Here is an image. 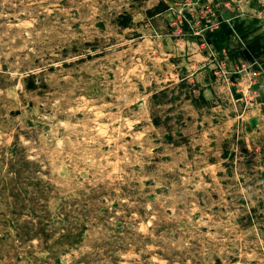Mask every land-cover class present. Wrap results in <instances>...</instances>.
<instances>
[{
    "label": "rangeland",
    "instance_id": "1",
    "mask_svg": "<svg viewBox=\"0 0 264 264\" xmlns=\"http://www.w3.org/2000/svg\"><path fill=\"white\" fill-rule=\"evenodd\" d=\"M244 1L0 0V264H264Z\"/></svg>",
    "mask_w": 264,
    "mask_h": 264
},
{
    "label": "crops",
    "instance_id": "2",
    "mask_svg": "<svg viewBox=\"0 0 264 264\" xmlns=\"http://www.w3.org/2000/svg\"><path fill=\"white\" fill-rule=\"evenodd\" d=\"M220 15V14H219ZM219 26L204 33L214 52H223L231 69L244 67L257 71L256 93L264 91V3L257 0L244 1L234 15H220ZM204 36V37H205ZM199 39H197L198 41ZM212 66L202 65L196 80L202 86L212 83Z\"/></svg>",
    "mask_w": 264,
    "mask_h": 264
}]
</instances>
